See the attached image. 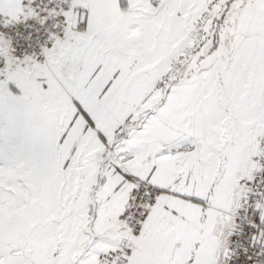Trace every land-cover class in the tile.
Masks as SVG:
<instances>
[{
  "label": "snow or ice",
  "instance_id": "1",
  "mask_svg": "<svg viewBox=\"0 0 264 264\" xmlns=\"http://www.w3.org/2000/svg\"><path fill=\"white\" fill-rule=\"evenodd\" d=\"M0 264H264V0H0Z\"/></svg>",
  "mask_w": 264,
  "mask_h": 264
}]
</instances>
